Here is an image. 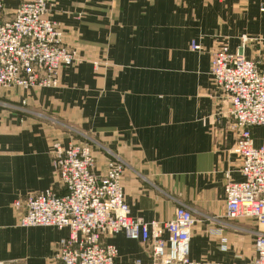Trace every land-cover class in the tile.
Listing matches in <instances>:
<instances>
[{
  "label": "crops",
  "instance_id": "crops-1",
  "mask_svg": "<svg viewBox=\"0 0 264 264\" xmlns=\"http://www.w3.org/2000/svg\"><path fill=\"white\" fill-rule=\"evenodd\" d=\"M28 1L4 0L3 11L9 18ZM52 1V20L85 62L63 68L57 88L0 90V264H56L57 244L69 236L21 227L14 205L49 189L64 192L52 165L54 141L89 144L97 174L120 160L134 219L166 222L178 207L191 210V262H250L248 235L257 223L246 232L243 220L227 217L224 186L243 176L211 62L221 45L235 53L245 39L248 59L264 50V0ZM261 130H252L256 147ZM104 242L118 249L120 264L152 262L151 247L124 233Z\"/></svg>",
  "mask_w": 264,
  "mask_h": 264
},
{
  "label": "built area",
  "instance_id": "built-area-1",
  "mask_svg": "<svg viewBox=\"0 0 264 264\" xmlns=\"http://www.w3.org/2000/svg\"><path fill=\"white\" fill-rule=\"evenodd\" d=\"M53 8L52 0L28 1L3 19L4 0H0V90L56 88L61 70L76 65L78 51L65 44L64 31L52 20ZM246 41L235 53L221 45L212 58L211 76L234 121L232 153L241 161L243 176V181H228L224 186L227 217L254 220L262 228L255 236L254 256L246 264H264V143L256 147L252 134L253 129L264 128V50L248 59ZM192 49L202 48L194 43ZM50 154L64 192L49 189L14 205L23 212L21 227L69 231L57 244L56 264H120L118 249L104 242L120 233L151 247V263L129 264H207L189 259L196 219L188 208L178 207L166 222L131 216L120 160L109 161L100 176L94 172L96 160L88 144L65 146L54 141ZM221 249L227 251L225 238Z\"/></svg>",
  "mask_w": 264,
  "mask_h": 264
},
{
  "label": "rangeland",
  "instance_id": "rangeland-1",
  "mask_svg": "<svg viewBox=\"0 0 264 264\" xmlns=\"http://www.w3.org/2000/svg\"><path fill=\"white\" fill-rule=\"evenodd\" d=\"M2 18L3 19H7L8 17L6 16V14H5V12L3 11V13H2ZM83 62H85L84 61V58L82 57V56H80L79 55V57H78V61L76 62V65H74V66H78V65H80V64H82ZM93 64H94V68L96 69V70H98V68L101 66V64L99 63V62H97V61H95V62H93ZM73 66V67H74ZM60 81H61V75H60V78H59V84H58V86H60ZM57 86V87H58ZM56 87V88H57ZM258 137L261 139V140H264V130H261V131H259V133H258ZM84 144V143H83ZM89 145V144H88ZM93 154H94V152H93ZM94 158H95V160H96V162H97V159H96V156L94 155ZM96 166H97V164H95V166H94V172H95V170H96ZM105 173H106V171H105ZM105 173H103V174H97L96 172H95V174H97V175H104ZM54 174H55V176L57 177V174H56V172L54 171ZM54 192H57L56 190H53ZM254 222V220H249V219H245V220H243V227H245V230H246V232H247V230H250V229H248L247 228V224H250V223H253ZM256 222V221H255ZM257 223V222H256ZM258 224V223H257ZM257 224H255L256 226H254L253 228H251V230L253 231V232H251V233H253V234H250V235H248L249 236V243H251L250 244V247L252 246V245H254V241H255V233H258L260 230H262V228L259 226V225H257ZM226 239V238H225ZM227 240V239H226ZM228 244H229V241L227 240V248H228Z\"/></svg>",
  "mask_w": 264,
  "mask_h": 264
}]
</instances>
